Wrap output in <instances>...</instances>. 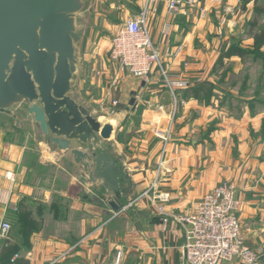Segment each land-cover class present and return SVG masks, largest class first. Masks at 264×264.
<instances>
[{
	"label": "crops",
	"instance_id": "1",
	"mask_svg": "<svg viewBox=\"0 0 264 264\" xmlns=\"http://www.w3.org/2000/svg\"><path fill=\"white\" fill-rule=\"evenodd\" d=\"M188 1L171 12L170 0H133L130 18H136L145 8L149 9L150 33L162 56L168 49L183 47L179 57L164 60V63L172 77H188L189 88H192L212 83L209 76L228 42L221 41L222 33L215 29L209 16L218 2ZM225 2L226 6L233 8L240 4L239 0ZM90 7L82 22L83 44L78 47L77 56L84 45L87 51L85 60L93 63L91 60L95 56L91 55L90 49L99 32L93 29L88 34L91 40L84 34V22ZM115 8L117 6L110 5L107 14L99 11L95 15V25L100 22L103 32L112 31L113 21L121 18V15L113 14ZM204 9L207 14L202 17L200 11ZM111 41L102 38L95 44L98 57L103 59L107 53L109 58ZM222 43L224 46L219 49ZM78 60L77 75L84 62L79 57ZM122 71L125 72L120 68L116 78L109 83V88L115 91L109 103L118 101L117 108H122L115 118L129 117L126 136L130 141L124 143L116 139L117 121L111 120L109 124L114 125V131L110 140L102 141V150L129 172L133 190L123 199L119 212H112L103 197L113 200L114 195L103 188L101 181L93 183L69 152L62 153L55 146L59 155L68 154L74 166L88 178V187H96L106 196L99 199L92 193L86 202L80 198L71 200L63 194L70 201L69 212L84 214L80 238L70 243L45 237L44 233L35 234L27 252L29 264H43L51 259L53 264H116L118 254L122 257L121 264H180L186 225L178 219L193 214L205 195L224 182L236 188L241 203L239 218L248 246L258 254L257 264H264V162L259 160L263 143L260 147V141H256L264 114L251 115L244 111L241 118L234 119L224 109L217 108L214 99L208 104L201 102L187 95L188 89H178L174 95L158 74L147 83L128 73L123 81H119L117 77ZM72 95L81 104L74 97H80V84L79 92ZM104 105L102 102V110L107 113L108 108ZM26 119L32 124L36 138L44 141L38 136L34 124L28 117ZM123 131L121 126L118 132ZM4 137L5 133H0L1 221L6 218L8 210L25 203L28 197L47 206L54 200L53 195L51 200L48 198L47 191L44 197L48 201L35 199V189L24 183L21 168L25 148L7 143ZM9 174H13V180L7 179ZM76 180L73 178L72 181ZM128 185L126 180L122 182V186ZM92 195L104 204L100 206ZM160 195H169V201L161 203ZM223 264H239V261Z\"/></svg>",
	"mask_w": 264,
	"mask_h": 264
},
{
	"label": "rangeland",
	"instance_id": "2",
	"mask_svg": "<svg viewBox=\"0 0 264 264\" xmlns=\"http://www.w3.org/2000/svg\"><path fill=\"white\" fill-rule=\"evenodd\" d=\"M198 1L201 2L202 0H196V2ZM213 1L218 2L219 5L209 13L211 22L215 26V29L222 33L220 37L221 41L227 40L228 42V47H223L224 43L219 44V49L221 46L223 49L218 57L220 58L222 52L231 45L239 44L247 50L248 48H252L254 36L264 30V12L261 16H256L254 9L255 1L239 0L240 4L235 8L226 6L225 0ZM132 3L133 0H91V4L94 7L91 5L85 19L84 34H87L86 37L91 40L88 34L93 29L99 32L98 39L93 40L90 49V53L95 56V59L91 60L93 63L86 61V46L80 47L78 57L84 61L80 74L76 76L80 84V97L74 95L102 124H109L111 120L117 121L116 139L124 143L130 141L127 138L128 136H126L129 117L115 118L116 113H119L122 108L113 107L109 101L112 97V92H115L112 88H109V83H111L113 78H116V73L120 72V68L118 65L111 63L107 53L104 54L103 59L98 57L95 53V44H98L102 38H107V40L111 41L119 26L130 19ZM110 5L117 6L113 14L115 16L121 15V18L113 21L112 31L103 32L100 22L95 25L94 17L99 11L102 14H107L106 10ZM257 6L264 11V0H259ZM239 7L242 8L238 9ZM200 13L202 17H205L204 15L207 14V11L204 9ZM262 52H264V48ZM219 58L209 76L212 79V83L205 84L207 88L206 92L209 94V101L214 99L217 108L224 109L234 119L241 118L244 111L246 113L249 112L251 115L264 114V59L251 55L245 61H242L238 57H233L231 60L225 59L219 63ZM167 70L168 76L172 77L171 71ZM126 75H128L127 72L122 71V74H118L117 78L119 81H123L124 77H127ZM180 77L189 81V78L186 76ZM102 102L108 108L107 113L102 110ZM16 116L17 119L15 120L4 114H0V133H5L4 140L7 143L20 145L25 148L21 168H23L24 172V183L35 189V199L45 200L46 202L53 195L54 200L47 206L46 204L35 202L33 198L28 197L25 203H21L19 206L13 205V209L8 210L7 216L4 219L11 223L12 230L7 238H0V264H2L3 260H1V253L4 242H8L9 244L6 247L14 246L19 250L20 257L16 255L14 259L20 258L29 264L27 255L29 250L22 236L25 235L24 229H27L24 226L25 224L31 226L29 228L30 242L35 234L41 233H44L45 237L53 238L56 241L63 240L70 243L78 241L81 234L80 223L84 214L73 211L69 212L70 201L64 198L63 194H67L71 200L73 198H80L86 202L89 201L88 196L92 193L96 194L99 199L105 195L102 191H98L96 187H88L90 185L88 178L74 166L73 160L68 154H64L65 156L59 155L56 147L52 144H47L46 139L39 141L36 138L33 126L27 121L26 113L23 110H18ZM121 126L124 128L123 133L118 132ZM252 135L255 137V134ZM256 141H260L258 143L260 147L263 143V152H261L259 160L264 162V121H262V128L256 136ZM73 178L77 180L73 182ZM86 187L90 191L86 190ZM46 191L50 194L47 199L44 197ZM107 200L108 198L103 197V201H106V204L111 201L108 200L109 202H107ZM1 218L2 215L0 213V221ZM253 252L257 255L259 261L258 254L255 251ZM121 258V255L118 254L116 264L122 263ZM13 261L11 260L10 264H15ZM51 262H53V259L43 264H50Z\"/></svg>",
	"mask_w": 264,
	"mask_h": 264
},
{
	"label": "water",
	"instance_id": "3",
	"mask_svg": "<svg viewBox=\"0 0 264 264\" xmlns=\"http://www.w3.org/2000/svg\"><path fill=\"white\" fill-rule=\"evenodd\" d=\"M90 4L0 0V114L16 118L23 110L41 139L69 152L93 183L102 182L114 195L108 205L118 212L133 183L125 167L102 150V141L111 139L114 128L103 125L72 95L79 92L77 50ZM124 180L128 186H122Z\"/></svg>",
	"mask_w": 264,
	"mask_h": 264
},
{
	"label": "built area",
	"instance_id": "4",
	"mask_svg": "<svg viewBox=\"0 0 264 264\" xmlns=\"http://www.w3.org/2000/svg\"><path fill=\"white\" fill-rule=\"evenodd\" d=\"M185 1L170 0V11L175 12ZM193 1L196 2H188ZM149 15V9L145 8L136 18H130L119 26L111 41L109 60L146 83L158 74L175 95L178 89H188L190 82L180 76L169 77L164 60L178 57L183 47L168 49L162 56L150 33ZM118 104L114 101L112 106L117 107ZM7 179L13 180V174H9ZM236 194L235 186L224 182L205 195L193 214L178 219L186 225L180 264H223L233 260H238L239 264L258 263L241 225V203ZM158 199L167 203L169 195H160ZM11 230L9 221L4 219L0 222V238H7Z\"/></svg>",
	"mask_w": 264,
	"mask_h": 264
},
{
	"label": "trees",
	"instance_id": "5",
	"mask_svg": "<svg viewBox=\"0 0 264 264\" xmlns=\"http://www.w3.org/2000/svg\"><path fill=\"white\" fill-rule=\"evenodd\" d=\"M258 1L259 0H255V8H254L255 14L257 17L261 16V14L264 12L257 6ZM263 48H264V30L254 36V45L252 48H248V50L241 47L239 44L231 45L228 49H225V51L222 52L219 58L220 59L219 63L223 62L225 59H232L233 57H238L242 61H245L251 55H254L255 57L259 59H264V52H262ZM206 90H207L206 85L201 84V85L189 88L187 90V95L189 94L192 98L208 104L210 101L208 99L209 94L208 92H206ZM24 226H26L27 229H24L25 235H22V236L25 241L27 249L30 250L31 247H30V241H29V234H30L29 228H31V226L27 224H25ZM20 234H21V231H20ZM7 245H9L8 242L3 243V250L1 253L2 254L1 260L3 259L2 264H10L11 260H14L13 262L15 264H28V262L21 260L20 258L14 259L16 255H18L17 257H20L19 255L20 252L14 246L6 247Z\"/></svg>",
	"mask_w": 264,
	"mask_h": 264
},
{
	"label": "bare ground",
	"instance_id": "6",
	"mask_svg": "<svg viewBox=\"0 0 264 264\" xmlns=\"http://www.w3.org/2000/svg\"><path fill=\"white\" fill-rule=\"evenodd\" d=\"M114 126V125H113Z\"/></svg>",
	"mask_w": 264,
	"mask_h": 264
},
{
	"label": "flooded vegetation",
	"instance_id": "7",
	"mask_svg": "<svg viewBox=\"0 0 264 264\" xmlns=\"http://www.w3.org/2000/svg\"><path fill=\"white\" fill-rule=\"evenodd\" d=\"M109 155V154H108Z\"/></svg>",
	"mask_w": 264,
	"mask_h": 264
}]
</instances>
